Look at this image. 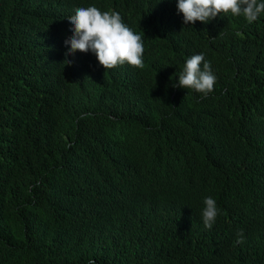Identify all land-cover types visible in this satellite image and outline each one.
<instances>
[{
	"label": "trees",
	"instance_id": "obj_1",
	"mask_svg": "<svg viewBox=\"0 0 264 264\" xmlns=\"http://www.w3.org/2000/svg\"><path fill=\"white\" fill-rule=\"evenodd\" d=\"M170 21L127 23L147 43ZM244 21L184 25L211 58L207 96L148 63L106 85L60 45L0 33V264H264V13ZM219 185L244 213L213 234L184 195Z\"/></svg>",
	"mask_w": 264,
	"mask_h": 264
},
{
	"label": "clouds",
	"instance_id": "obj_2",
	"mask_svg": "<svg viewBox=\"0 0 264 264\" xmlns=\"http://www.w3.org/2000/svg\"><path fill=\"white\" fill-rule=\"evenodd\" d=\"M164 8L171 15L170 31H162L157 39L145 43L141 32L127 23L137 19L147 24ZM6 10L0 14V33L20 40L23 48L41 42L60 45L64 68L75 67L76 73L92 78L94 67L108 85L111 71L143 80L141 71L148 63L157 75L167 72L171 90L192 89L207 96L216 82L211 58L188 44L184 25L208 27L228 13L252 23L264 13V0H8ZM12 10L19 18L10 16ZM197 197L184 195L210 233L227 229L244 213L243 206L227 196L225 185ZM235 243H244L243 230Z\"/></svg>",
	"mask_w": 264,
	"mask_h": 264
}]
</instances>
